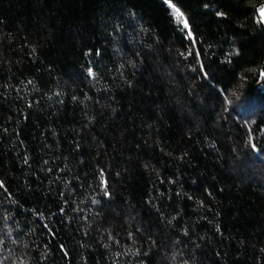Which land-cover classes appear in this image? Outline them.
Wrapping results in <instances>:
<instances>
[{"label": "trees", "instance_id": "16d2710c", "mask_svg": "<svg viewBox=\"0 0 264 264\" xmlns=\"http://www.w3.org/2000/svg\"><path fill=\"white\" fill-rule=\"evenodd\" d=\"M262 4L0 0V264H264Z\"/></svg>", "mask_w": 264, "mask_h": 264}, {"label": "snow or ice", "instance_id": "6c2138e0", "mask_svg": "<svg viewBox=\"0 0 264 264\" xmlns=\"http://www.w3.org/2000/svg\"><path fill=\"white\" fill-rule=\"evenodd\" d=\"M169 3L171 4V0H169ZM172 7L174 8L175 6L172 5ZM175 11H176V14H177L178 17H180V18L183 17V14L179 11V9H175ZM260 14H261V17L264 18V9L260 10ZM183 23H184L185 27H187L188 22H187L186 19L183 20Z\"/></svg>", "mask_w": 264, "mask_h": 264}, {"label": "rangeland", "instance_id": "374dc122", "mask_svg": "<svg viewBox=\"0 0 264 264\" xmlns=\"http://www.w3.org/2000/svg\"><path fill=\"white\" fill-rule=\"evenodd\" d=\"M261 9H264V4H262L259 8H258V11H257V14H258V16L263 20V22H264V18H262L261 17V14H260V10Z\"/></svg>", "mask_w": 264, "mask_h": 264}]
</instances>
